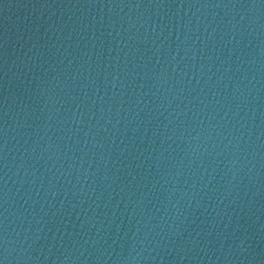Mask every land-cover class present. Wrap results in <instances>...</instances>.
<instances>
[{
  "label": "water",
  "instance_id": "1",
  "mask_svg": "<svg viewBox=\"0 0 264 264\" xmlns=\"http://www.w3.org/2000/svg\"><path fill=\"white\" fill-rule=\"evenodd\" d=\"M0 264H264V0H0Z\"/></svg>",
  "mask_w": 264,
  "mask_h": 264
}]
</instances>
